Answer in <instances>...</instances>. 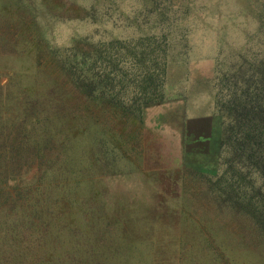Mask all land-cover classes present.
Masks as SVG:
<instances>
[{"label":"rangeland","instance_id":"374dc122","mask_svg":"<svg viewBox=\"0 0 264 264\" xmlns=\"http://www.w3.org/2000/svg\"><path fill=\"white\" fill-rule=\"evenodd\" d=\"M87 3L0 0V264H264L212 137L264 61V0ZM139 40L167 57L163 103L143 110L142 67L114 50ZM54 50L99 56L96 73L115 58L129 82L87 99Z\"/></svg>","mask_w":264,"mask_h":264},{"label":"trees","instance_id":"16d2710c","mask_svg":"<svg viewBox=\"0 0 264 264\" xmlns=\"http://www.w3.org/2000/svg\"><path fill=\"white\" fill-rule=\"evenodd\" d=\"M87 1L88 6L80 8L85 13L89 11L91 15H95L100 7L110 12L112 0ZM118 44L119 46L114 48L116 54L124 58L128 55L133 56L142 67L137 84L143 97L147 98L143 99L137 108L143 110L163 103L167 75L165 55L161 58H152V52L146 48L142 40L132 43L131 47L123 43ZM109 46L106 48L110 49L112 45ZM50 54L53 60L57 58L55 61L62 72L77 74V77L71 76L70 79L87 99L91 94L88 91L89 87L92 85L100 86L107 91L117 86L123 87L122 82H129L124 76H118V63L115 58L109 60L107 65L109 73L106 71L96 73L95 67L99 56L90 57L85 50H54ZM147 59L152 64L150 69L146 67ZM255 69L256 81L252 83L251 77L245 80L240 95L231 94L229 99L219 106L218 111L225 115V120L221 129L213 131L212 137H215L213 148L218 149L220 156L224 155L226 170L223 193L227 208L231 210L242 208L260 228H264V200L259 203L255 201L254 195L259 193L260 189L253 185L257 178L264 185V61ZM113 95L114 93L110 97ZM158 97L161 100L156 101ZM90 128L93 129L89 125ZM212 140L207 141L209 145Z\"/></svg>","mask_w":264,"mask_h":264}]
</instances>
